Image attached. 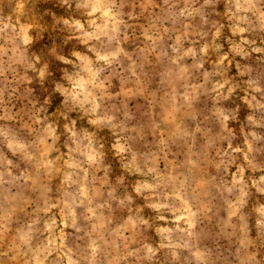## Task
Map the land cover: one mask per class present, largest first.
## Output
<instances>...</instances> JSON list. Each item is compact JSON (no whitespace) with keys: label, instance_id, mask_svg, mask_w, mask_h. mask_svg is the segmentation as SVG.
I'll use <instances>...</instances> for the list:
<instances>
[{"label":"rangeland","instance_id":"rangeland-1","mask_svg":"<svg viewBox=\"0 0 264 264\" xmlns=\"http://www.w3.org/2000/svg\"><path fill=\"white\" fill-rule=\"evenodd\" d=\"M0 264H264V0H0Z\"/></svg>","mask_w":264,"mask_h":264}]
</instances>
